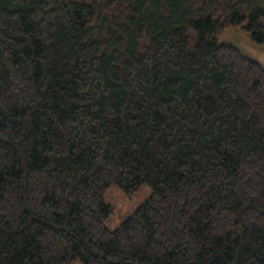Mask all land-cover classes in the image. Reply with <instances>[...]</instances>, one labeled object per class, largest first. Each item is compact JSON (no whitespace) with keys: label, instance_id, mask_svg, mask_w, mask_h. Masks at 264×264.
I'll return each instance as SVG.
<instances>
[{"label":"trees","instance_id":"trees-1","mask_svg":"<svg viewBox=\"0 0 264 264\" xmlns=\"http://www.w3.org/2000/svg\"><path fill=\"white\" fill-rule=\"evenodd\" d=\"M261 2L0 0V264H264Z\"/></svg>","mask_w":264,"mask_h":264},{"label":"rangeland","instance_id":"rangeland-1","mask_svg":"<svg viewBox=\"0 0 264 264\" xmlns=\"http://www.w3.org/2000/svg\"><path fill=\"white\" fill-rule=\"evenodd\" d=\"M261 4L264 6V2H261ZM219 40L222 43H230L238 47L244 56L256 60L264 67V44L253 43L246 33L230 27L220 34ZM151 194L152 188L147 184H143L139 191L130 196L126 195L120 186L114 185L106 195L107 202H110L114 209L107 225L109 230L115 231L118 229L122 221L143 205L151 197Z\"/></svg>","mask_w":264,"mask_h":264}]
</instances>
